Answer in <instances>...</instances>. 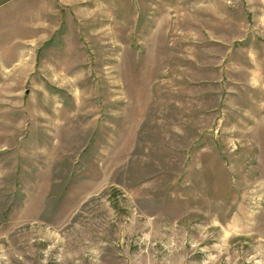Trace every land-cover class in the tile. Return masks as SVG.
I'll return each instance as SVG.
<instances>
[{
  "label": "rangeland",
  "instance_id": "obj_1",
  "mask_svg": "<svg viewBox=\"0 0 264 264\" xmlns=\"http://www.w3.org/2000/svg\"><path fill=\"white\" fill-rule=\"evenodd\" d=\"M0 264H264V0H0Z\"/></svg>",
  "mask_w": 264,
  "mask_h": 264
}]
</instances>
